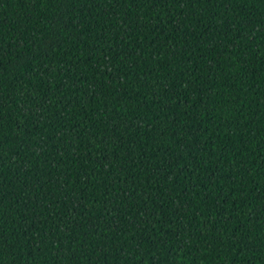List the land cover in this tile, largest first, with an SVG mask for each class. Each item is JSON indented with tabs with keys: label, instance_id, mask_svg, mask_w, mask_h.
Wrapping results in <instances>:
<instances>
[{
	"label": "trees",
	"instance_id": "1",
	"mask_svg": "<svg viewBox=\"0 0 264 264\" xmlns=\"http://www.w3.org/2000/svg\"><path fill=\"white\" fill-rule=\"evenodd\" d=\"M0 264H264V0H0Z\"/></svg>",
	"mask_w": 264,
	"mask_h": 264
}]
</instances>
